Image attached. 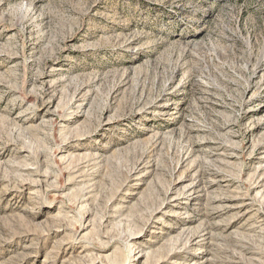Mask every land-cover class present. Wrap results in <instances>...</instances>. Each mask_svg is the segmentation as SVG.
I'll return each instance as SVG.
<instances>
[{
    "label": "rangeland",
    "instance_id": "obj_1",
    "mask_svg": "<svg viewBox=\"0 0 264 264\" xmlns=\"http://www.w3.org/2000/svg\"><path fill=\"white\" fill-rule=\"evenodd\" d=\"M0 264H264V0H0Z\"/></svg>",
    "mask_w": 264,
    "mask_h": 264
}]
</instances>
